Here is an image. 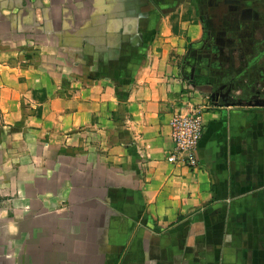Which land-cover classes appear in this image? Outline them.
Masks as SVG:
<instances>
[{
  "label": "crops",
  "instance_id": "0c3cea01",
  "mask_svg": "<svg viewBox=\"0 0 264 264\" xmlns=\"http://www.w3.org/2000/svg\"><path fill=\"white\" fill-rule=\"evenodd\" d=\"M207 4L0 0V264H264V106L209 101Z\"/></svg>",
  "mask_w": 264,
  "mask_h": 264
},
{
  "label": "rangeland",
  "instance_id": "374dc122",
  "mask_svg": "<svg viewBox=\"0 0 264 264\" xmlns=\"http://www.w3.org/2000/svg\"><path fill=\"white\" fill-rule=\"evenodd\" d=\"M241 2L246 7H240ZM207 3L209 39L205 50L212 56L213 75L216 71L221 74L218 79L223 92L243 99L255 95L264 97V52L249 64L252 56L260 51L258 44L264 37V31L259 32L264 21L254 22L261 15L264 18V0H207ZM249 4L254 6L247 7ZM243 66L246 68L232 77ZM232 80L236 86H242L237 95L231 91Z\"/></svg>",
  "mask_w": 264,
  "mask_h": 264
},
{
  "label": "built area",
  "instance_id": "2783aa9c",
  "mask_svg": "<svg viewBox=\"0 0 264 264\" xmlns=\"http://www.w3.org/2000/svg\"><path fill=\"white\" fill-rule=\"evenodd\" d=\"M204 107L205 104L199 103L172 113L169 124L173 146L166 155L168 161L192 169L199 166L197 147L204 129Z\"/></svg>",
  "mask_w": 264,
  "mask_h": 264
},
{
  "label": "water",
  "instance_id": "95a60500",
  "mask_svg": "<svg viewBox=\"0 0 264 264\" xmlns=\"http://www.w3.org/2000/svg\"><path fill=\"white\" fill-rule=\"evenodd\" d=\"M211 100L219 103L224 104H239V105H257V106H264V97L262 96H252L248 98H239V97H232L229 96L228 93L220 92L215 90L211 93Z\"/></svg>",
  "mask_w": 264,
  "mask_h": 264
},
{
  "label": "trees",
  "instance_id": "16d2710c",
  "mask_svg": "<svg viewBox=\"0 0 264 264\" xmlns=\"http://www.w3.org/2000/svg\"><path fill=\"white\" fill-rule=\"evenodd\" d=\"M260 44H261V46H262L263 49H260V51H259L258 53H256L255 55L252 56V58H251V60H250V63H249L250 65H251L254 61H256L257 59H259L260 57H262L263 52H264V37L261 38V40H260ZM244 68H246V66H243L242 68H240V69L238 70V73H237V74H239L241 71H243ZM255 96H259V95H255Z\"/></svg>",
  "mask_w": 264,
  "mask_h": 264
},
{
  "label": "flooded vegetation",
  "instance_id": "af4514ba",
  "mask_svg": "<svg viewBox=\"0 0 264 264\" xmlns=\"http://www.w3.org/2000/svg\"><path fill=\"white\" fill-rule=\"evenodd\" d=\"M251 6H254V5L249 4L247 7H251ZM240 7H246V3L241 2V3H240ZM262 20L264 21L263 15H261V16L255 18V19H254V22H261ZM254 22H253V23H254ZM263 31H264V23L262 24V27L260 28V31H259V32L261 33V32H263ZM260 40H261V39H260ZM258 47H259L260 49H263L262 46H261V44H260V41H259ZM260 49H259V50H260ZM209 99L211 100V98H209Z\"/></svg>",
  "mask_w": 264,
  "mask_h": 264
}]
</instances>
